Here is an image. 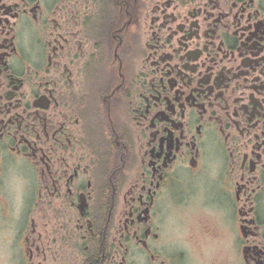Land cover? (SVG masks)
Wrapping results in <instances>:
<instances>
[{
  "label": "flooded vegetation",
  "instance_id": "af4514ba",
  "mask_svg": "<svg viewBox=\"0 0 264 264\" xmlns=\"http://www.w3.org/2000/svg\"><path fill=\"white\" fill-rule=\"evenodd\" d=\"M0 264H264V0H0Z\"/></svg>",
  "mask_w": 264,
  "mask_h": 264
}]
</instances>
